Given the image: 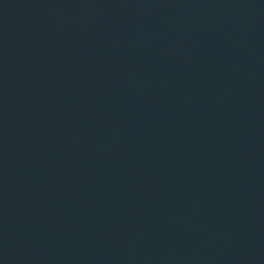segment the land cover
Returning <instances> with one entry per match:
<instances>
[{"label": "water", "instance_id": "1", "mask_svg": "<svg viewBox=\"0 0 264 264\" xmlns=\"http://www.w3.org/2000/svg\"><path fill=\"white\" fill-rule=\"evenodd\" d=\"M143 0H0V264H125Z\"/></svg>", "mask_w": 264, "mask_h": 264}]
</instances>
